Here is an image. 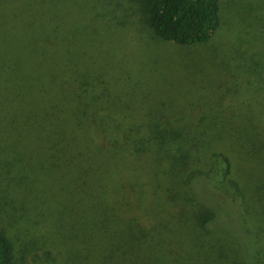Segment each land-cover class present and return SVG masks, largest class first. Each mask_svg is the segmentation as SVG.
Segmentation results:
<instances>
[{
    "label": "trees",
    "instance_id": "16d2710c",
    "mask_svg": "<svg viewBox=\"0 0 264 264\" xmlns=\"http://www.w3.org/2000/svg\"><path fill=\"white\" fill-rule=\"evenodd\" d=\"M131 1L161 41L204 44L219 26L218 0ZM64 3L80 7L84 0H0V191L45 194L47 202L57 194L58 215L69 217L49 218L39 236L29 233L22 252L44 243L42 264H187L181 239L192 232L174 211L184 214L185 203L194 211L199 202L193 225L215 222L209 159L230 167L226 149L240 151L242 162L262 159L264 108L197 116L162 100L141 105L131 90L113 96L106 81L89 82L97 64L75 40L82 26L58 22L55 7ZM219 65L212 90L237 101L246 91L229 85ZM23 214L32 212L0 195V225L29 223ZM19 240L0 226V264H17Z\"/></svg>",
    "mask_w": 264,
    "mask_h": 264
},
{
    "label": "rangeland",
    "instance_id": "374dc122",
    "mask_svg": "<svg viewBox=\"0 0 264 264\" xmlns=\"http://www.w3.org/2000/svg\"><path fill=\"white\" fill-rule=\"evenodd\" d=\"M218 2V28L207 43L191 46L152 38L131 0H84L80 7L64 3L65 7L57 5L55 10L62 13V23L58 22L64 27L72 28L73 21L82 26L83 31L75 40L79 39L78 44L97 64L89 74L93 76L89 82L95 86L98 84L95 81L102 79L113 96L120 91H134L141 105H158L162 100L165 105L180 104L177 109L190 110L197 116L204 111L212 116L216 110L229 108L238 113L236 116H242L238 111L255 103L264 108V0ZM87 26L95 32L90 33ZM219 64L225 66L228 84L234 89L241 84L239 90L246 91L237 101L227 94L216 97L212 90ZM162 89L166 93L159 96ZM221 151L228 156L231 168L209 159L208 169L213 171L206 183L208 204L214 205L217 213L215 222L207 228L193 225V213L203 207L199 202L195 204L196 200L192 204L194 211L187 203L182 210L184 214L176 212L179 206L174 211L184 217L192 232L187 240L181 239L184 249L181 254L187 264H264V156L259 159L253 155V159L248 157L242 162L240 151ZM227 168L229 172H225ZM225 173L226 183L222 178ZM230 178L237 181V186ZM0 195L11 204L27 208L32 214H23L22 218L39 224L35 230L23 220L15 223L8 219L9 227L0 225L13 238L15 234L20 237L15 246L17 264H42L44 257L40 250H48L44 243L32 250L28 247L27 253L22 251L29 243V233L39 236L49 218L69 220L62 213L58 215L60 197L53 196L54 202L49 196L47 202L45 194L32 198L0 191ZM230 205L236 208L234 213L228 211Z\"/></svg>",
    "mask_w": 264,
    "mask_h": 264
}]
</instances>
